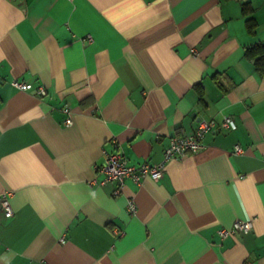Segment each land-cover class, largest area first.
<instances>
[{
	"label": "crops",
	"instance_id": "0c3cea01",
	"mask_svg": "<svg viewBox=\"0 0 264 264\" xmlns=\"http://www.w3.org/2000/svg\"><path fill=\"white\" fill-rule=\"evenodd\" d=\"M262 42L264 0H0V264H264ZM225 115L158 179L99 168Z\"/></svg>",
	"mask_w": 264,
	"mask_h": 264
},
{
	"label": "built area",
	"instance_id": "2783aa9c",
	"mask_svg": "<svg viewBox=\"0 0 264 264\" xmlns=\"http://www.w3.org/2000/svg\"><path fill=\"white\" fill-rule=\"evenodd\" d=\"M12 84L19 89H29L31 86L29 83L18 80L12 81ZM38 93L41 95L45 94V88L42 85L38 86ZM70 122L71 118L68 116L65 119V123L69 124ZM234 127L235 123L228 115H225L221 120H216L215 118H201L198 120L197 126L191 133L175 134L169 137L163 150V157L158 163L148 164L144 162L138 165H132L129 164L120 153L110 152L105 154L104 162L99 168L105 174V180L114 181L119 185H121L127 177H130L137 183L146 176L158 179L162 175L164 167L170 159L180 158L187 153L200 150L203 147V136L206 133L211 131H222ZM233 151L235 153L240 152V146L235 145ZM9 194L8 192L0 193V208L6 215L11 216L13 214V209L10 205ZM127 208L131 213L136 210L133 198L128 199ZM252 223L253 218L236 219L229 227L219 228L218 233L221 236H226L227 234L238 231H248L252 228Z\"/></svg>",
	"mask_w": 264,
	"mask_h": 264
},
{
	"label": "trees",
	"instance_id": "16d2710c",
	"mask_svg": "<svg viewBox=\"0 0 264 264\" xmlns=\"http://www.w3.org/2000/svg\"><path fill=\"white\" fill-rule=\"evenodd\" d=\"M255 26L256 23L252 18L246 19V27L249 33L254 32ZM245 56L248 59H253L258 71L264 73V42L255 43L254 45L247 47L245 49Z\"/></svg>",
	"mask_w": 264,
	"mask_h": 264
}]
</instances>
